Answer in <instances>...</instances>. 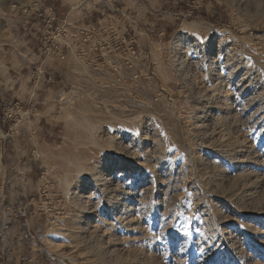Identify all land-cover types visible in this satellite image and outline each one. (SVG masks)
<instances>
[{"label":"rangeland","instance_id":"rangeland-1","mask_svg":"<svg viewBox=\"0 0 264 264\" xmlns=\"http://www.w3.org/2000/svg\"><path fill=\"white\" fill-rule=\"evenodd\" d=\"M36 2L17 0L0 24L2 49L35 38L60 59L15 106L0 55V196L18 180L8 156L41 166L34 195L0 199V264L14 220L41 250L32 264H264V0H142L140 17L110 0L52 1L54 27L26 31L16 9ZM81 6L116 28L106 60L79 54L95 40L79 37Z\"/></svg>","mask_w":264,"mask_h":264},{"label":"crops","instance_id":"crops-1","mask_svg":"<svg viewBox=\"0 0 264 264\" xmlns=\"http://www.w3.org/2000/svg\"><path fill=\"white\" fill-rule=\"evenodd\" d=\"M36 1L40 2V0H36ZM52 1L58 3V1L60 0H49V3L51 4ZM141 1L142 0H110L111 6L110 4H108V9H111V7L114 8L113 5H115L117 7L116 11L120 12L121 15L132 14L133 16L136 17H140L143 15L145 16L148 13V10L146 11L145 8H143ZM14 2H17V0H0V24H4L9 27V25L13 23V20L11 18L13 16L16 17L15 13H13L16 7L14 5ZM55 5H56L55 6L56 11L60 13L61 10L59 8V4L58 5L55 4ZM81 7H82L81 9H83L82 11H85L83 12L84 13L83 15L85 16L84 18L85 19L91 18L90 20L86 21L85 26H92L95 29H97L98 39L104 40L103 39L104 33H101V30L103 29V27L105 26L107 27L108 25H102L103 22L100 23L101 20L99 19L100 17L99 13L103 15V12H101L102 11L101 6L98 7L94 6L93 10H87L86 7L83 6ZM21 8L23 7H17L16 9L18 16ZM74 9L68 8L67 9L68 14H71L76 10H80V6ZM152 9L154 8L152 7ZM150 13L153 14V12ZM24 19L25 18H22V20ZM97 20H99V22L94 23V21ZM22 28L26 31L29 30L28 28H25L23 24H22ZM136 29L137 27L134 26L132 30L134 31V36H137ZM31 35L33 36L34 34ZM138 35H140L139 37H141V34ZM31 39L33 40H28V41L25 40L26 42H18V43L16 42L17 44L11 43L10 46L3 47V49L0 47V55L3 56L4 59L7 58V65H10L8 68L9 72L5 74V76H3L1 80L3 82L4 80L5 81L9 80L13 82L12 88H10V90H8L6 93L8 94V96H11L10 93L12 92L15 94V95L13 94V98H15L16 101H18L15 103L16 104L15 106H18L20 103H23L21 98L17 96L18 94H20L21 91H24L28 93V95H30L29 102L34 101L35 99L34 96L36 94L37 96H39L38 92L41 91L42 87L39 85L30 86L31 82L33 80L35 81L37 77H39V79L42 81L43 79L46 80V76L42 72L47 71V66H46L47 61L60 60L59 57L57 56L51 57L50 54L49 56H45L44 54H42L39 45L37 44V42L34 41L35 38H31ZM96 40L97 39L91 41L88 45H85L84 47L81 44L77 46L79 48V54H81L85 60H92L93 64L95 63L94 60H106L105 58L101 59L103 56L102 55L100 56V54L97 53L98 50H97V45L95 43ZM106 40L107 39H105L104 41ZM138 43H139L138 45L141 46L140 42ZM18 45H21L20 49ZM38 48L40 51L39 53L37 52ZM55 71L57 73L56 72L54 73H56V75L60 77L59 72L61 70H55ZM2 90L6 91L7 89L5 87L2 88ZM15 90L17 91L14 92ZM7 158L9 159L10 165L5 169V174L7 176L12 175L16 177L18 180L17 181L12 180L13 181L12 187L16 189V190L14 189V192L12 194L6 195L5 193H3V191L1 192L0 199L3 203L18 201L20 199L19 196H21V199H23V197L25 196L26 192L29 189L30 190L28 191V193L32 194L33 193L32 191H35L33 190L34 188H32L34 187L33 183L36 182L35 179L38 178L41 169V166L38 163H32V162L28 163L27 160L19 153H17L14 156L13 155L8 156ZM7 187L8 186H5V188L3 187V190L4 189L6 190ZM27 204L30 205L31 203H27ZM8 221H9L8 223H10V220ZM25 227L26 224L21 225V223L18 220H14L12 225L10 226V229L7 230V234L11 242H14L16 240V243L14 242L15 248L9 249V251L5 255V257L9 258V262H11L9 264H20L21 259H24V263H26L25 262L26 259H29L28 262L32 264L33 262L37 261V258L41 257L42 253L39 252L38 254L37 252V251H41L39 247L34 248L33 246H31L32 250L26 248V247H30V245L26 244L27 239L25 238L27 237V232ZM1 234H3V230L1 231ZM1 254L2 252L0 251V258H1Z\"/></svg>","mask_w":264,"mask_h":264},{"label":"built area","instance_id":"built-area-1","mask_svg":"<svg viewBox=\"0 0 264 264\" xmlns=\"http://www.w3.org/2000/svg\"><path fill=\"white\" fill-rule=\"evenodd\" d=\"M19 15H21L23 18H25L24 19L25 22L23 24L24 27L29 26L31 20H39L40 23H43L48 28H53L54 25L57 23L56 11L54 9V6L52 4H50L48 2V0H40V2L38 1L36 3H33L30 6L21 8L19 11ZM56 29H58V27ZM97 33H98V30L95 29L94 27L83 26L79 30V37L90 34V38L94 37V39H97L95 42L97 45V50L103 56L102 52L104 49H102V48L103 47L107 48V46L105 45L106 42L104 40L98 39ZM101 33H106L109 36L111 34L117 35L116 34V28H114L113 26L103 27V29L101 30ZM125 43H126L125 38L117 40L115 42V45H117V44H119V45L115 48L116 49H122L123 46L127 47V46H125ZM133 53H135V52H133ZM62 58H64V57H62ZM103 58H104V56H103ZM146 60H148V58ZM50 80H51V78H50ZM4 237H6V236L4 235Z\"/></svg>","mask_w":264,"mask_h":264},{"label":"bare ground","instance_id":"bare-ground-1","mask_svg":"<svg viewBox=\"0 0 264 264\" xmlns=\"http://www.w3.org/2000/svg\"><path fill=\"white\" fill-rule=\"evenodd\" d=\"M28 2V1H27ZM183 34V33H182ZM184 37V38H183ZM185 35L184 36H182V38L183 39H181V40H184L185 39ZM204 52H205V50H203ZM209 59V58H208ZM229 78V77H228ZM234 78V77H233ZM240 83V82H239ZM231 84H232V82H231ZM250 84V83H249ZM238 86V85H237ZM242 86V85H241ZM247 87V86H246ZM255 87V86H254ZM235 88V87H234ZM239 88H240V86H239ZM236 89V88H235ZM243 89H241V91H242ZM245 90V89H244ZM233 91H235L234 89H233ZM243 92V91H242ZM239 95V94H238ZM242 97V96H241ZM261 108V107H260ZM243 109H245V108H243ZM259 114H261V113H259ZM253 118H255L254 116H253ZM264 121V120H263ZM259 123H261L260 121L258 122V124ZM262 124V123H261ZM257 126V125H256ZM125 190V189H124ZM123 191V190H122ZM125 193V192H124ZM126 194V193H125ZM130 194V193H129ZM132 194V193H131ZM128 195V194H127ZM131 196V195H130ZM116 197V196H115ZM130 200V199H129ZM128 201V200H127Z\"/></svg>","mask_w":264,"mask_h":264}]
</instances>
